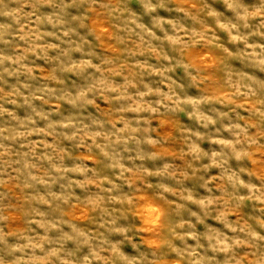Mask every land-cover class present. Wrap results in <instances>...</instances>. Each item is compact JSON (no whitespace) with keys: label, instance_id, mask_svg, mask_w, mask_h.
I'll list each match as a JSON object with an SVG mask.
<instances>
[{"label":"clouds","instance_id":"obj_1","mask_svg":"<svg viewBox=\"0 0 264 264\" xmlns=\"http://www.w3.org/2000/svg\"><path fill=\"white\" fill-rule=\"evenodd\" d=\"M0 264H264V0H0Z\"/></svg>","mask_w":264,"mask_h":264}]
</instances>
